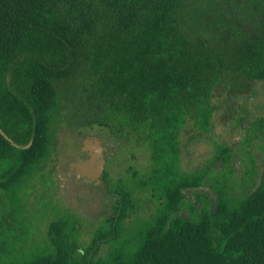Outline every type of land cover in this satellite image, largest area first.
<instances>
[{
  "label": "trees",
  "instance_id": "16d2710c",
  "mask_svg": "<svg viewBox=\"0 0 264 264\" xmlns=\"http://www.w3.org/2000/svg\"><path fill=\"white\" fill-rule=\"evenodd\" d=\"M244 80L264 82V0H0V197L40 172L67 110L76 128L138 136L153 162L112 185L115 212L89 244L65 213L41 250L6 264H264V163L242 195L227 144L182 169L189 121L209 131L219 85ZM139 191L157 208L132 228Z\"/></svg>",
  "mask_w": 264,
  "mask_h": 264
},
{
  "label": "rangeland",
  "instance_id": "374dc122",
  "mask_svg": "<svg viewBox=\"0 0 264 264\" xmlns=\"http://www.w3.org/2000/svg\"><path fill=\"white\" fill-rule=\"evenodd\" d=\"M216 112L209 131L190 120L184 129L182 169L194 171L205 166L217 152L218 144L233 148V159L224 173L236 179L238 195L251 192L260 184L264 163V82L244 80L243 88L219 85L214 97ZM70 110L55 125V140L49 159L40 172L19 187L15 200L0 197V264L25 260L41 250L49 234V224L58 215L71 213L81 223L85 245L96 230L114 214L116 199L112 185L124 180L134 185L138 176L150 171L153 162L151 148L138 136L118 138L108 128H76ZM99 136L110 149L102 183H88L70 176V166L83 154L84 140ZM254 174L251 177V175ZM210 186L199 191H188L187 205L198 201L197 195L212 193ZM139 207L131 213L127 225L134 227L142 220L151 219L157 204L150 193L139 191ZM183 214L191 215L185 208ZM4 241H9L4 245ZM110 245L103 247L106 254Z\"/></svg>",
  "mask_w": 264,
  "mask_h": 264
},
{
  "label": "water",
  "instance_id": "95a60500",
  "mask_svg": "<svg viewBox=\"0 0 264 264\" xmlns=\"http://www.w3.org/2000/svg\"><path fill=\"white\" fill-rule=\"evenodd\" d=\"M106 148L99 136H88L84 140L83 152L89 153L88 159L78 158L70 166V175L84 178L88 183L100 184L106 172Z\"/></svg>",
  "mask_w": 264,
  "mask_h": 264
},
{
  "label": "flooded vegetation",
  "instance_id": "af4514ba",
  "mask_svg": "<svg viewBox=\"0 0 264 264\" xmlns=\"http://www.w3.org/2000/svg\"><path fill=\"white\" fill-rule=\"evenodd\" d=\"M103 146L106 148V151H105V159L107 161V154L110 153V149L104 144L103 142ZM79 158H83V159H88L89 158V153L88 152H83L82 156H80ZM106 173V172H105ZM71 176V175H70ZM105 177V176H104ZM71 178L73 179H83L85 181L84 178H78L76 176H71Z\"/></svg>",
  "mask_w": 264,
  "mask_h": 264
}]
</instances>
